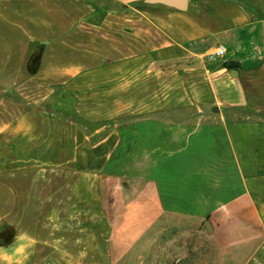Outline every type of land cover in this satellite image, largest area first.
I'll list each match as a JSON object with an SVG mask.
<instances>
[{"label":"crops","instance_id":"crops-1","mask_svg":"<svg viewBox=\"0 0 264 264\" xmlns=\"http://www.w3.org/2000/svg\"><path fill=\"white\" fill-rule=\"evenodd\" d=\"M259 2L0 0V140L55 157L1 161L0 229L13 234L0 264H170L173 242L144 240L178 217L205 223L231 253L221 264H264Z\"/></svg>","mask_w":264,"mask_h":264},{"label":"rangeland","instance_id":"rangeland-1","mask_svg":"<svg viewBox=\"0 0 264 264\" xmlns=\"http://www.w3.org/2000/svg\"><path fill=\"white\" fill-rule=\"evenodd\" d=\"M259 4H262V8L260 9L264 10V0H260ZM195 112V109L187 111V113L191 115L196 114ZM174 113L176 115L182 114L181 111ZM79 125L85 132H93L98 126L81 121ZM62 128L64 134L75 131L74 128L68 124H63ZM70 142L71 141L69 139L66 140V146L68 145L69 147ZM51 143H53V141H47L46 144L49 145ZM43 145L44 144H42V141L38 140L10 141L9 145L5 140H0V163L1 161H6L5 154L8 150L9 153H11V150H14V153L9 157L14 158L16 167H38L44 163V159H46L48 164H51V162H54L55 157L53 154L49 153L50 149L48 146L44 148L42 147ZM44 153L47 154L44 155ZM62 158L63 167H72L71 157L69 155L64 154ZM74 160H76V158ZM145 204L148 205V202ZM149 206L150 207L146 208L147 214L149 216H153L155 211H158L156 203H153V199H151V202H149ZM1 210L2 208L0 205V211ZM1 228L3 229V227ZM159 230L161 231L159 235H154V237H146L144 243L151 244L152 242L157 241V243L160 245H166L170 242H173L175 247L173 252L168 254V257H166L167 253L163 254L164 263L168 262L172 264L171 262L174 261L173 264H221L222 261L229 260L231 257V253L229 251L220 252L214 248L212 239L210 237V230L205 226L204 222H202L200 226L198 222L185 220L181 217H178L173 219L168 224L166 219H164L162 223L159 224ZM1 231L2 230L0 229V233ZM3 235L4 236L0 235V242H5L9 237L8 232L3 233ZM147 254L150 255V252Z\"/></svg>","mask_w":264,"mask_h":264},{"label":"trees","instance_id":"trees-1","mask_svg":"<svg viewBox=\"0 0 264 264\" xmlns=\"http://www.w3.org/2000/svg\"><path fill=\"white\" fill-rule=\"evenodd\" d=\"M43 45H41L39 48H38V50L32 55V57H31V59H30V65H31V62H33V60H35V59H39L40 57H41V54H42V52H43ZM239 64L238 63H236V62H233V61H230V62H226V63H224V67H226V68H228V69H232V68H239ZM9 233V235L10 236H12V234H13V229L12 228H8V227H5L2 231H1V233H0V235H3V233ZM10 238V237H9ZM10 240V239H9ZM7 242H8V239L5 241V242H0L1 243V245H6L7 244Z\"/></svg>","mask_w":264,"mask_h":264},{"label":"water","instance_id":"water-1","mask_svg":"<svg viewBox=\"0 0 264 264\" xmlns=\"http://www.w3.org/2000/svg\"><path fill=\"white\" fill-rule=\"evenodd\" d=\"M148 4L160 3L180 11H186L189 7V0H145Z\"/></svg>","mask_w":264,"mask_h":264},{"label":"built area","instance_id":"built-area-1","mask_svg":"<svg viewBox=\"0 0 264 264\" xmlns=\"http://www.w3.org/2000/svg\"><path fill=\"white\" fill-rule=\"evenodd\" d=\"M226 52V47L224 45H220L215 52L211 54V58H220Z\"/></svg>","mask_w":264,"mask_h":264},{"label":"flooded vegetation","instance_id":"flooded-vegetation-1","mask_svg":"<svg viewBox=\"0 0 264 264\" xmlns=\"http://www.w3.org/2000/svg\"><path fill=\"white\" fill-rule=\"evenodd\" d=\"M2 236H4V235H2Z\"/></svg>","mask_w":264,"mask_h":264}]
</instances>
